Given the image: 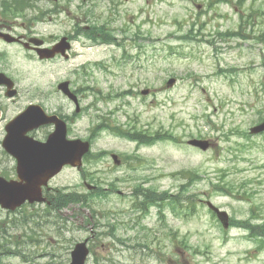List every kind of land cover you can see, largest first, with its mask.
I'll list each match as a JSON object with an SVG mask.
<instances>
[{"label":"rangeland","instance_id":"obj_1","mask_svg":"<svg viewBox=\"0 0 264 264\" xmlns=\"http://www.w3.org/2000/svg\"><path fill=\"white\" fill-rule=\"evenodd\" d=\"M67 1L72 12L84 3ZM91 1L85 8L98 23H108L117 43L78 45L80 56L70 61L40 62L11 49L21 97L5 101L0 138L6 122L30 100L43 101L49 111L76 113L58 89L71 81L86 97L70 136L94 133L93 153L82 170L65 167L50 185L88 194V182L109 194L61 210L46 203L0 210V243L16 249V241H28L19 246L22 256L2 254V263L69 264L75 244L87 239L86 264H264L261 239L241 226L225 228L205 202L213 201L232 219L264 221V133L249 132L264 116V0ZM37 5L50 8L37 0L26 9L28 21L16 18L19 32L44 12ZM75 22L63 12L37 22L35 31L57 37ZM228 31L235 34H222ZM6 49L0 42V51ZM88 61L102 64L85 73L79 67ZM171 77L177 83L168 87ZM143 89L151 91L144 95ZM116 125L153 136L168 133L139 144L115 134ZM49 131L40 130L39 138ZM192 138L211 139L214 146L202 150L187 143ZM101 151L118 153L122 164L110 153L99 156ZM14 166L0 144V173L14 176ZM138 185L192 195L194 202L164 206L162 212L153 206L144 215L134 208Z\"/></svg>","mask_w":264,"mask_h":264},{"label":"water","instance_id":"obj_2","mask_svg":"<svg viewBox=\"0 0 264 264\" xmlns=\"http://www.w3.org/2000/svg\"><path fill=\"white\" fill-rule=\"evenodd\" d=\"M6 40L12 41L14 37L9 34L0 33ZM45 51H47L45 49ZM12 81L0 72V84L11 83ZM175 79L169 81V86L173 85ZM66 93L70 94L69 83L64 82L60 85ZM145 90L144 93H148ZM43 110L39 108L33 112L31 118L27 120V115L19 117L9 123L7 126L8 134L3 142L8 152L12 153L18 159L19 179L7 180L0 176V206L7 209H16L27 200L35 202L42 201L46 198L42 195V185L47 184L48 180L57 174L65 165L72 163L81 165V159L84 153L89 150V143L81 140L67 141L65 139L66 126L63 122L58 121L57 131L49 138L48 142L42 143L26 133L45 122L41 114ZM57 119V118H56ZM264 130V123L254 127L253 132ZM191 144L200 146L204 149L208 147L206 140L193 139ZM119 162L117 155L114 156ZM209 206L214 209L219 217L223 220L224 225H229V215L226 211L220 210L213 203L208 202ZM89 254L87 241L80 242L72 251V261L70 264H85Z\"/></svg>","mask_w":264,"mask_h":264},{"label":"flooded vegetation","instance_id":"obj_3","mask_svg":"<svg viewBox=\"0 0 264 264\" xmlns=\"http://www.w3.org/2000/svg\"><path fill=\"white\" fill-rule=\"evenodd\" d=\"M41 1H45L46 3L50 4V8H45L42 10L40 9L39 5L34 6V8L39 10V12L44 11L45 13H41L40 15H35L32 24L34 26L32 27H28L26 22H24L22 24V29L23 31L19 32L18 31V23L15 19L13 20H2L1 18V14H0V30L3 31H7L10 33H13L15 35H18V37H20L21 40L17 41V42H13V43H9L7 44L9 49H6L5 54L0 52V68L1 70L7 72V73H11L14 75V70L12 68V65L9 63L10 62V54L9 52L13 50H21L24 53H26L28 56H30L31 58H34L40 62H44V59H41V57L39 56L38 50L36 49V45L33 42H30V44H27V41H30V38L32 36H36L39 35L36 31H35V25L37 22L41 21L43 22L44 20H46V17L49 20H55L60 13L65 12L68 16H73L74 19L76 20V22L73 24V26L71 27L70 30L64 32L63 34L55 37L54 35H49V37L46 36H42L44 43L43 46L46 47H53L54 45H56L61 38H65V44L68 48V54L65 57H62L61 54H58L55 56V59H51V60H57V59H61L63 58L64 60L69 61L71 58H75L79 55L78 51H77V47L78 45H84L87 46L88 48L91 49L95 46H98V44H96V41L99 40L98 37H100V31L99 29L101 27H99V25H97L96 23L98 22L96 20V18H92L90 11L88 10L89 8H85L86 4L87 6L90 7V5L92 4L91 1L89 4V0H84V3L79 4V5H75V12H72L70 9V5H68V1H63V0H59L58 2H54V1H46V0H41ZM84 8V9H83ZM82 10V12H81ZM78 14V15H75ZM44 15V16H42ZM111 18L109 19H113V16H110ZM96 25V26H95ZM90 34L87 38V40L83 43L81 42V38L85 39V33ZM40 36V35H39ZM97 39V40H96ZM1 40V39H0ZM12 47V48H10ZM6 55V56H5ZM46 61V59H45ZM96 62H92L89 61L88 64L92 67H96ZM8 92V87L6 85H1L0 86V108L3 112V117L5 116L7 107H6V102L5 101H9L12 103L17 102L20 97H21V90L18 89V92L15 94V96H9L7 94ZM75 92L78 94V96H82L85 97L84 90L83 88H79V89H75ZM31 103H34L33 100L29 101ZM43 102V101H42ZM22 111V110H21ZM20 111V112H21Z\"/></svg>","mask_w":264,"mask_h":264},{"label":"trees","instance_id":"obj_4","mask_svg":"<svg viewBox=\"0 0 264 264\" xmlns=\"http://www.w3.org/2000/svg\"><path fill=\"white\" fill-rule=\"evenodd\" d=\"M31 1L32 0H16L15 2H11V4L13 3V5H15V6H24L26 4H29ZM7 3L9 4L10 2H7ZM101 32H102V39L104 41L109 42L110 40L113 39L112 34L109 32V30L107 28H105V27L102 28ZM115 132L119 133L121 136H125V137H129L130 136L126 131H122L120 127H118ZM163 136H159V137L162 138ZM140 140L143 143L150 144L154 140H156V137L147 138V139L140 138ZM190 179L193 180L194 177L191 176ZM140 187L141 186H138L136 188V194H142L143 201L140 203V207H143L144 209H148L158 199L165 200L168 197L166 192H164L162 194H158V193H155L154 190H152V189H141ZM80 196H82V195H80L79 193H77L75 191L68 192V193H65V192L61 191L54 198L53 203H52V207L55 208V209H61L64 206L68 205L69 202L79 201L80 200ZM231 223L233 225L244 226V227L248 228L251 231V235L259 236V237H262L264 239V222L261 223V224H254L250 220L232 219ZM28 240L29 241L33 240L32 235L28 236ZM27 242L28 241H24V242L16 241L15 244H16V246L18 245V247L16 249H13L11 247V242L10 243H0V250H1L0 251V264H3L2 260H1L2 254L3 255H16V254L17 255H19V254L22 255L23 253H22V251H20V247L19 246H21L22 243H27ZM47 264H53V261H49Z\"/></svg>","mask_w":264,"mask_h":264}]
</instances>
